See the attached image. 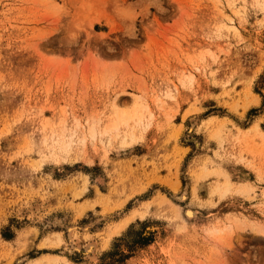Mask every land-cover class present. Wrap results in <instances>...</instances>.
Wrapping results in <instances>:
<instances>
[{
  "label": "rangeland",
  "instance_id": "obj_1",
  "mask_svg": "<svg viewBox=\"0 0 264 264\" xmlns=\"http://www.w3.org/2000/svg\"><path fill=\"white\" fill-rule=\"evenodd\" d=\"M0 264H264V0H0Z\"/></svg>",
  "mask_w": 264,
  "mask_h": 264
},
{
  "label": "bare ground",
  "instance_id": "obj_2",
  "mask_svg": "<svg viewBox=\"0 0 264 264\" xmlns=\"http://www.w3.org/2000/svg\"><path fill=\"white\" fill-rule=\"evenodd\" d=\"M136 116H137V114H136ZM120 119L121 120H123V121H125V123H128L129 122V120H130V114L127 112V113H124V114H122L121 115V117H120ZM116 124H118L117 122H116ZM116 127H118V125H116ZM182 198H186V193L183 195V197ZM166 200V199H165ZM163 202H161V204H162ZM159 204H160V202H159ZM187 212V215H188V217L189 218H193V217H195L196 215H197V212L196 211H194V210H187L186 211ZM131 214V213H130ZM138 215V212H134V213H132L129 217H127L126 219H123V223L121 224V228H126V226L131 222V221H133L135 218H136V216ZM119 229V231H121L122 229ZM71 230H72V228H70ZM70 230V231H71ZM258 230L259 231H261V232H263V227H258ZM212 232H214V231H212ZM71 233V232H70ZM94 248H95V244L93 243V244H91V246L89 247V249L87 250L88 251V253H90V254H92L93 253V250H94ZM43 258H47V257H43ZM42 258V259H43ZM38 261V260H37ZM40 261V260H39ZM38 261V262H39ZM37 262V263H38Z\"/></svg>",
  "mask_w": 264,
  "mask_h": 264
}]
</instances>
